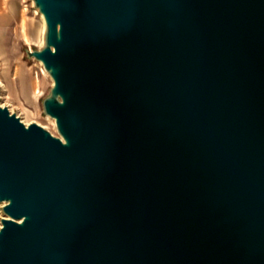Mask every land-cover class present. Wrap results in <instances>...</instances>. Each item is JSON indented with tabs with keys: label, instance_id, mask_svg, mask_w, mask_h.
<instances>
[{
	"label": "water",
	"instance_id": "95a60500",
	"mask_svg": "<svg viewBox=\"0 0 264 264\" xmlns=\"http://www.w3.org/2000/svg\"><path fill=\"white\" fill-rule=\"evenodd\" d=\"M33 3L57 134L0 105V264H264V0Z\"/></svg>",
	"mask_w": 264,
	"mask_h": 264
},
{
	"label": "rangeland",
	"instance_id": "374dc122",
	"mask_svg": "<svg viewBox=\"0 0 264 264\" xmlns=\"http://www.w3.org/2000/svg\"><path fill=\"white\" fill-rule=\"evenodd\" d=\"M15 3L18 11L16 22L20 23L22 9L27 8L26 29L29 31L34 24L36 33L27 41L24 35H14L15 25L13 24L7 34V38H9L7 48L0 47V102L9 108L11 113H15L28 124L36 122L57 134L54 121L52 120V123L47 118L42 104L43 99L53 86V81L48 75H45L43 65L39 63V60L27 55V50L43 47L41 45L42 21L40 14L34 6L33 0H15ZM5 6V3L0 1V8ZM22 67H25V71L22 70ZM2 203L0 202V224L2 217L5 216Z\"/></svg>",
	"mask_w": 264,
	"mask_h": 264
},
{
	"label": "bare ground",
	"instance_id": "6f19581e",
	"mask_svg": "<svg viewBox=\"0 0 264 264\" xmlns=\"http://www.w3.org/2000/svg\"><path fill=\"white\" fill-rule=\"evenodd\" d=\"M28 9L27 8H23L21 15H20V23L18 24L16 21V14H17V9H16V5L14 1H11L7 4V7L4 9L0 8V47L3 49L7 48V43L9 38H7V34L8 32H10V28L11 26L14 24L15 25V30H14V35H18L20 34V30L22 29V31L24 32V35L26 36L25 38H27V41H29L30 38L33 37V35L36 33L33 29V27H31V29H26L27 26V15H26V11ZM40 14V18L42 21V29H41V33H42V37H41V45L44 46L45 44V31H46V23H45V19L43 17V15L39 12ZM39 63L42 64L41 61H39ZM43 65V64H42ZM24 69L25 71V67H22V70ZM43 71L45 73V75H48L51 79L52 77L48 74V72L44 69L43 66ZM1 74V73H0ZM17 74V73H15ZM19 75V74H18ZM3 80V79H2ZM53 83L54 80L52 79ZM6 87V86H5ZM30 88H33L30 86ZM3 98V95H2ZM35 99V98H34ZM14 101V100H13ZM33 101V99H32ZM12 102V101H10ZM0 105L2 107H5V104L3 102H0ZM20 108V107H19ZM12 111V110H11ZM23 113V112H22ZM47 118L53 123L54 121V126L56 129V122L54 118H51L49 115H47ZM53 120V121H52ZM23 121V120H22ZM25 121V120H24ZM23 121V122H24ZM27 126L29 125L26 121L24 122ZM3 206L6 204V202L2 203ZM2 226V223L0 224V227Z\"/></svg>",
	"mask_w": 264,
	"mask_h": 264
},
{
	"label": "crops",
	"instance_id": "0c3cea01",
	"mask_svg": "<svg viewBox=\"0 0 264 264\" xmlns=\"http://www.w3.org/2000/svg\"><path fill=\"white\" fill-rule=\"evenodd\" d=\"M0 1L5 3L6 6L3 7L4 9L7 7V4H8L9 2H11V1H14V2H15V0H0ZM15 5H16V3H15ZM3 8H2V9H3ZM16 9H17V6H16ZM17 14H18V11H17ZM17 14H16V18H17ZM20 15H21V14H20ZM35 27H36V25L33 24V29H34V31L36 32V28H35ZM18 35H20V36H21V35H24V32L22 31V29L20 30V34H18ZM24 36H25V35H24Z\"/></svg>",
	"mask_w": 264,
	"mask_h": 264
}]
</instances>
